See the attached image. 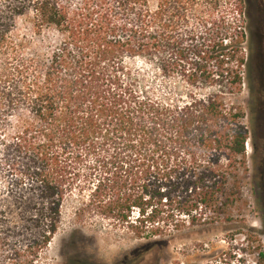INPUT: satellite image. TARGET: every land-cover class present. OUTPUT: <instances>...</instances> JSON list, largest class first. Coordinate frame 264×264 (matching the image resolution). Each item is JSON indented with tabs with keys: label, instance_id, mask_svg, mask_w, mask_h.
<instances>
[{
	"label": "trees",
	"instance_id": "obj_1",
	"mask_svg": "<svg viewBox=\"0 0 264 264\" xmlns=\"http://www.w3.org/2000/svg\"><path fill=\"white\" fill-rule=\"evenodd\" d=\"M245 10L244 0H0V167L14 179L0 194V264H38L68 201L78 221L95 215L138 240L180 233L184 218L233 221L249 174L245 108L224 92L182 102L135 62L239 95Z\"/></svg>",
	"mask_w": 264,
	"mask_h": 264
},
{
	"label": "rangeland",
	"instance_id": "obj_2",
	"mask_svg": "<svg viewBox=\"0 0 264 264\" xmlns=\"http://www.w3.org/2000/svg\"><path fill=\"white\" fill-rule=\"evenodd\" d=\"M248 42L245 54L250 67L243 74L241 94L218 85L191 88L184 73L172 67L166 74L135 62L146 79L157 89L170 92L173 98L188 102V94L202 96L224 92L229 104L239 103L246 111L245 124L250 133L247 158L249 174L243 181V203L233 208V221L206 227H187L180 233L160 240H138L126 229L116 227L95 215L77 220V202L68 201L63 209L59 233L38 260V264H257L258 247L264 253V0H244ZM232 18V16H228ZM30 29L25 19L19 20L16 34ZM250 85L251 90L250 91ZM14 123V122H13ZM12 174L0 167V194L11 189ZM258 238L260 243L254 242Z\"/></svg>",
	"mask_w": 264,
	"mask_h": 264
},
{
	"label": "flooded vegetation",
	"instance_id": "obj_3",
	"mask_svg": "<svg viewBox=\"0 0 264 264\" xmlns=\"http://www.w3.org/2000/svg\"><path fill=\"white\" fill-rule=\"evenodd\" d=\"M263 142H264V140H263ZM262 162L264 163V155L262 156ZM264 205V204H263Z\"/></svg>",
	"mask_w": 264,
	"mask_h": 264
},
{
	"label": "built area",
	"instance_id": "obj_4",
	"mask_svg": "<svg viewBox=\"0 0 264 264\" xmlns=\"http://www.w3.org/2000/svg\"><path fill=\"white\" fill-rule=\"evenodd\" d=\"M247 148H248V146H247Z\"/></svg>",
	"mask_w": 264,
	"mask_h": 264
}]
</instances>
